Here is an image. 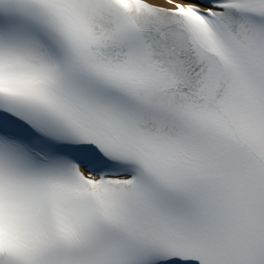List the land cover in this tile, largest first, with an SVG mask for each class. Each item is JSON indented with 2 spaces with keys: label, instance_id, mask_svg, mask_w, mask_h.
<instances>
[{
  "label": "snow or ice",
  "instance_id": "obj_1",
  "mask_svg": "<svg viewBox=\"0 0 264 264\" xmlns=\"http://www.w3.org/2000/svg\"><path fill=\"white\" fill-rule=\"evenodd\" d=\"M0 264H264V0H0Z\"/></svg>",
  "mask_w": 264,
  "mask_h": 264
}]
</instances>
